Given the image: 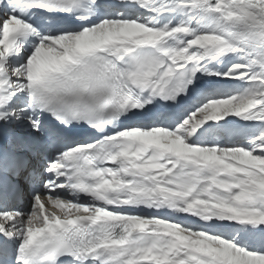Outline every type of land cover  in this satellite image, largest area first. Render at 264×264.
Returning <instances> with one entry per match:
<instances>
[{"label": "snow or ice", "instance_id": "6c2138e0", "mask_svg": "<svg viewBox=\"0 0 264 264\" xmlns=\"http://www.w3.org/2000/svg\"><path fill=\"white\" fill-rule=\"evenodd\" d=\"M0 264H264V0H0Z\"/></svg>", "mask_w": 264, "mask_h": 264}]
</instances>
